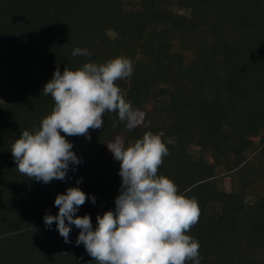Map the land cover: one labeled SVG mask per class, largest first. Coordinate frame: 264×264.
Wrapping results in <instances>:
<instances>
[{
	"label": "trees",
	"instance_id": "obj_1",
	"mask_svg": "<svg viewBox=\"0 0 264 264\" xmlns=\"http://www.w3.org/2000/svg\"><path fill=\"white\" fill-rule=\"evenodd\" d=\"M76 47L91 55L73 57ZM117 56L134 65L116 83L142 113L139 126L129 131L106 112L90 140L66 137L81 162L65 180L19 173L11 146L51 113L42 90L54 71ZM0 92V264H96L76 244L77 227L66 243L44 216L58 213L57 194L79 187L89 198L76 215L95 227L121 185L107 143L120 137L128 146L161 130L173 143L158 175L198 203L188 234L200 264H264V191L246 192L264 190V0H0ZM217 168L238 187L222 188Z\"/></svg>",
	"mask_w": 264,
	"mask_h": 264
},
{
	"label": "clouds",
	"instance_id": "obj_2",
	"mask_svg": "<svg viewBox=\"0 0 264 264\" xmlns=\"http://www.w3.org/2000/svg\"><path fill=\"white\" fill-rule=\"evenodd\" d=\"M89 55L87 48L72 50L73 57ZM133 72L134 65L125 56L85 62L74 70L56 69L42 90L54 100L51 113L35 131L22 130L11 146L19 173L45 184L65 180L70 165L81 162L66 137L90 140L89 130L103 128L106 112L116 113L129 131L138 127V113L116 83ZM164 135L162 130L147 131L128 146L120 137L107 143L120 163L121 185L114 211L97 214L95 227L90 215H76L89 198L79 187L57 194L58 213L46 214L45 225L55 222L66 243L71 242V227H77L76 244L82 243L96 264H200L199 242L188 234L198 223V203L179 192L172 179L158 175L169 154L167 144L173 143L171 138L166 143ZM91 200L95 204V196Z\"/></svg>",
	"mask_w": 264,
	"mask_h": 264
},
{
	"label": "rangeland",
	"instance_id": "obj_3",
	"mask_svg": "<svg viewBox=\"0 0 264 264\" xmlns=\"http://www.w3.org/2000/svg\"><path fill=\"white\" fill-rule=\"evenodd\" d=\"M127 1H131V0H127ZM168 1H169L170 5H175L176 4V0H168ZM178 12H180V11H178ZM176 47H177V43L175 42L174 48H176ZM0 97L4 98L5 97V93H1L0 92ZM136 112L138 113V119L140 120V118L142 116V113L138 112V111H136ZM224 128H226V126ZM191 151L196 156L198 148L197 147H193L191 149ZM208 160H211V159L208 158ZM216 172L219 173V178H221L220 186L222 188H224L227 191H230V190L238 187V183L236 182L237 181V177L234 178L233 176L223 175V171H222L221 168H217ZM262 191H264V190H263V188H261L259 186V184L257 186L256 185H251L248 189H246V192H247L248 196H250V197L253 196V194H255V193L256 194L257 193H261Z\"/></svg>",
	"mask_w": 264,
	"mask_h": 264
},
{
	"label": "built area",
	"instance_id": "obj_4",
	"mask_svg": "<svg viewBox=\"0 0 264 264\" xmlns=\"http://www.w3.org/2000/svg\"><path fill=\"white\" fill-rule=\"evenodd\" d=\"M100 212H101V210H100Z\"/></svg>",
	"mask_w": 264,
	"mask_h": 264
}]
</instances>
